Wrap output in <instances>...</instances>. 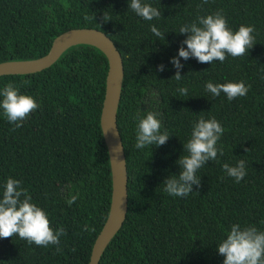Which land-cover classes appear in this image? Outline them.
<instances>
[{
    "label": "trees",
    "instance_id": "1",
    "mask_svg": "<svg viewBox=\"0 0 264 264\" xmlns=\"http://www.w3.org/2000/svg\"><path fill=\"white\" fill-rule=\"evenodd\" d=\"M129 2L0 0V62L39 57L69 28L105 33L123 67L115 118L125 158L127 209L97 264H223L217 247L233 224L264 231V0H142L162 11L152 21L138 17ZM217 11L233 32L254 26L257 44L248 55L228 56L223 63L181 59L183 78L172 79L177 70L170 60L181 46L186 48L180 27ZM152 25L165 33L164 39L151 32ZM106 69L100 50L76 44L40 71L0 75V89L13 83L39 104L20 128L0 109V198L6 180L16 179L46 211L52 228L66 231L59 251L18 236L0 239V264H86L110 196L99 127ZM209 81H243L250 90L229 101L223 93L213 97L207 92ZM180 87L188 94L181 95ZM147 111L159 113L170 138L163 146L140 150L134 147V117ZM201 117H214L224 128L217 143L223 155L198 170L201 184L193 185V193L170 196L163 181L179 174L176 161L188 154L183 144ZM241 159L247 174L237 183L223 165L236 166ZM70 194L79 198L69 207ZM86 224L95 231H85Z\"/></svg>",
    "mask_w": 264,
    "mask_h": 264
},
{
    "label": "clouds",
    "instance_id": "2",
    "mask_svg": "<svg viewBox=\"0 0 264 264\" xmlns=\"http://www.w3.org/2000/svg\"><path fill=\"white\" fill-rule=\"evenodd\" d=\"M208 0H203L207 4ZM200 5L198 7H202ZM128 8L138 17L146 21L159 19L162 11L150 4L142 3V0H130ZM87 19V17H86ZM105 22L110 19L104 14ZM151 32L157 37L164 39V34L155 25L151 26ZM254 26L241 25L238 31L228 26L226 17L222 11L197 17V20L180 27L179 34L186 35L178 50V56L170 60L176 68V74L172 79L180 81L183 77L180 70L183 65L180 60L187 61L195 58L199 63L212 64L214 61L223 63L228 56L233 58L248 55L249 50L257 43L253 33ZM159 71L164 66H158ZM205 90L213 97L225 94L229 101L238 97H244L250 90L243 81L214 84L207 82ZM177 91L181 95H187L188 89L180 87ZM0 109L6 116L9 123L15 128L22 127L25 120L31 113L39 108L36 100L28 95L20 94V90L13 83H8L0 89ZM159 113L147 111L144 116L137 114L134 147L143 150L152 146H163L169 140L170 135L162 131V122L157 117ZM222 125L213 117L204 119L201 117L194 124L191 137L186 144H183L184 153L176 163L180 167L178 175H171L163 181L164 191L173 197H187L193 193V185L200 187L201 180L197 172L209 161H216L218 154L223 155L222 148L217 147L218 141L224 133ZM248 151V150H246ZM227 175L237 183L246 176V161L239 160L236 166L223 165ZM2 198H0V239H8L18 236L29 244L39 247L57 246L60 250V238L66 235L63 227L54 230L50 224L48 214L32 202V196L21 182L9 177L3 186ZM79 198L78 194L71 195L66 200L70 207ZM85 231H95L85 225ZM75 249H73L74 251ZM218 253L224 257L223 264H264V231H260L254 225L242 227L240 224H233L226 238L218 244Z\"/></svg>",
    "mask_w": 264,
    "mask_h": 264
},
{
    "label": "water",
    "instance_id": "3",
    "mask_svg": "<svg viewBox=\"0 0 264 264\" xmlns=\"http://www.w3.org/2000/svg\"><path fill=\"white\" fill-rule=\"evenodd\" d=\"M76 44H87L97 48L107 61L99 127L109 164L110 196L106 217L92 242L86 262L97 264L104 248L120 228L127 209L125 158L115 118L123 77L122 60L118 50L112 40L98 29L69 28L57 34L51 40L48 50L39 57L1 61L0 75L40 71L51 65L66 48Z\"/></svg>",
    "mask_w": 264,
    "mask_h": 264
}]
</instances>
